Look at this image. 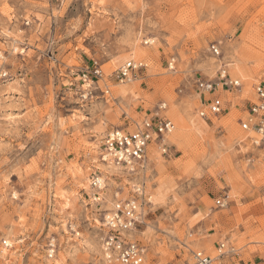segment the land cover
Listing matches in <instances>:
<instances>
[{
	"label": "rangeland",
	"instance_id": "374dc122",
	"mask_svg": "<svg viewBox=\"0 0 264 264\" xmlns=\"http://www.w3.org/2000/svg\"><path fill=\"white\" fill-rule=\"evenodd\" d=\"M129 60L146 66L120 81ZM221 64L242 86L220 87L227 110L202 118L196 80L217 82ZM0 72V264H107L104 216L142 183L143 264L216 256L220 242L227 264H264V134L241 126L264 84V0H0ZM161 105L168 153L112 171L106 133Z\"/></svg>",
	"mask_w": 264,
	"mask_h": 264
},
{
	"label": "built area",
	"instance_id": "2783aa9c",
	"mask_svg": "<svg viewBox=\"0 0 264 264\" xmlns=\"http://www.w3.org/2000/svg\"><path fill=\"white\" fill-rule=\"evenodd\" d=\"M210 50L217 56L221 54L218 44L213 43ZM172 62H170V66ZM146 65L142 61L129 60L118 72L120 81L128 80L135 72ZM224 64L220 66L217 82L198 78L196 80L197 90L203 100V107L199 114L207 118L209 114H223L227 107L225 102L215 94L220 87H241L238 80L232 79L226 73ZM94 74L102 76L101 68H96ZM8 76L7 72H0V78ZM258 103L250 104L249 122L241 124L243 129L255 128L257 132L264 133V84L256 85ZM205 105V106H204ZM162 106L160 107V109ZM174 123L168 117L156 115L153 119H143L134 130L114 128L106 133L103 138L104 153L116 165L133 172L138 167L146 168V160L151 147L157 146L162 154L168 153L169 145L166 142V135L174 129ZM135 165V169H130ZM99 175L92 178L91 185L97 189L96 201H101L102 191L105 189V180ZM144 183L135 184L131 195L120 197V192L115 193L114 208L104 216V226L108 231L103 239L104 255H108L110 261L107 264H143L146 257V249L139 240L133 237L135 228H138L140 221V208L144 203H150V196L144 190ZM227 196L218 197L216 204L219 207L227 205ZM48 250L49 257L55 252L53 244ZM217 255L212 256L204 251H196L193 254V261H176L169 264H227L225 255L227 253L226 243L220 242L216 248Z\"/></svg>",
	"mask_w": 264,
	"mask_h": 264
},
{
	"label": "bare ground",
	"instance_id": "6f19581e",
	"mask_svg": "<svg viewBox=\"0 0 264 264\" xmlns=\"http://www.w3.org/2000/svg\"><path fill=\"white\" fill-rule=\"evenodd\" d=\"M139 53V55H144V52H137V54ZM235 59V58H234ZM127 63V62H126ZM125 63V64H126ZM124 64V65H125ZM145 64V63H144ZM123 65V66H124ZM239 68V67H238ZM240 73V72H239ZM241 74H242V77L244 76L243 75V71H241ZM131 78V77H130ZM129 78V79H130ZM244 79H246V76H244L243 77ZM128 79V80H129ZM236 80H238V79H236ZM238 83L239 84H241V86H242V83H241V81L240 80H238ZM256 85L257 84H254V86H253V89H254V92H255V94H256ZM88 86V85H87ZM131 86L132 87H135V84L134 83H132V84H130L129 86H126V87H123V89L121 90L122 92H124V93H127L128 91H130L129 89H131ZM237 88V87H236ZM128 94H129V92H128ZM215 94H216V92H215ZM257 96V95H256ZM258 103L259 101H258V96H257V100L256 101H254V102H252V103ZM251 103V104H252ZM202 105H203V101H202ZM162 106V108L160 109V107ZM160 107H159V110L160 111H157V113H156V115H160V116H163V117H166V115H164L163 113H160V112H163V110L166 108V106L165 105H161ZM205 106V105H204ZM225 106H226V102H225ZM251 108V107H250ZM250 108H249V115H251L250 114ZM250 118V117H249ZM249 118L247 119V120H242L241 121V124L243 123V122H249ZM144 119H151V118H144ZM154 119V118H153ZM143 120V119H142ZM141 122V121H140ZM138 125H140V123H138ZM174 127H175V125H174ZM250 129V128H249ZM174 130V129H173ZM245 130H247V129H245ZM172 133V132H171ZM171 133H169V134H171ZM264 134V133H263ZM157 147V146H156ZM158 148V147H157ZM104 156H103V160L105 161V162H107V161H109V162H111V163H108L109 165V168L112 170V171H118L119 170V166L118 165H116L113 161H111V159H109L107 156H106V154L104 153V151H103V153H102ZM146 163H147V160H146ZM136 167H135V165H131L130 166V169H135ZM101 179H102V177H100ZM145 186V185H144ZM144 190H145V187H144ZM146 194H148L149 196H150V203H151V195L149 194V193H146ZM144 205H142L141 206V208H140V212H141V216H140V221L139 222H141V218H142V216H143V207ZM104 222H105V220H104ZM106 223V222H105ZM103 225H105V224H103ZM137 228H135V230H136ZM105 237V236H104ZM104 239V238H103ZM6 244H12V243H10V241H8V240H6ZM102 250H103V252H104V245H103V242H102ZM105 258H106V260H107V262L108 261H110L109 260V258H108V255L105 253Z\"/></svg>",
	"mask_w": 264,
	"mask_h": 264
}]
</instances>
